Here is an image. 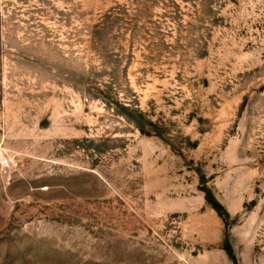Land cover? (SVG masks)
Masks as SVG:
<instances>
[{"label":"rangeland","instance_id":"374dc122","mask_svg":"<svg viewBox=\"0 0 264 264\" xmlns=\"http://www.w3.org/2000/svg\"><path fill=\"white\" fill-rule=\"evenodd\" d=\"M0 264H264V0H0Z\"/></svg>","mask_w":264,"mask_h":264},{"label":"built area","instance_id":"2783aa9c","mask_svg":"<svg viewBox=\"0 0 264 264\" xmlns=\"http://www.w3.org/2000/svg\"><path fill=\"white\" fill-rule=\"evenodd\" d=\"M1 164L4 166H8L9 165V159L5 156L1 157Z\"/></svg>","mask_w":264,"mask_h":264}]
</instances>
